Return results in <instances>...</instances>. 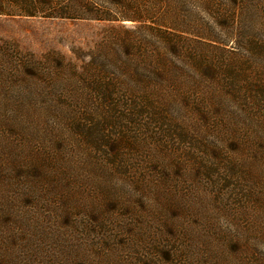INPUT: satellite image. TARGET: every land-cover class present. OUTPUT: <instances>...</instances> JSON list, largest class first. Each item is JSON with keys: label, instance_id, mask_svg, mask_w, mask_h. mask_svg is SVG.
<instances>
[{"label": "rangeland", "instance_id": "rangeland-1", "mask_svg": "<svg viewBox=\"0 0 264 264\" xmlns=\"http://www.w3.org/2000/svg\"><path fill=\"white\" fill-rule=\"evenodd\" d=\"M48 1L0 14V264H264V0L232 24L245 21L250 47L226 28L190 44L203 66L177 83L186 106L155 116L78 96L94 77H130L121 41L153 43L155 9L156 23L175 6L184 26L206 30L233 7ZM52 7L97 11L47 16ZM125 11L140 21L112 19Z\"/></svg>", "mask_w": 264, "mask_h": 264}, {"label": "trees", "instance_id": "trees-1", "mask_svg": "<svg viewBox=\"0 0 264 264\" xmlns=\"http://www.w3.org/2000/svg\"><path fill=\"white\" fill-rule=\"evenodd\" d=\"M221 1L231 5L233 9H225L224 14L220 12L219 15L221 16H219L218 21L206 30H204V27L191 30L187 28V26H184V20L180 18V15L175 11V6V8L173 7L171 10L166 9L163 11L159 16L160 22L156 23V17L158 16L154 14L157 13L158 9H155L154 12L149 14L153 15L152 18H148L152 19L153 21L151 23L155 25V30H153L151 34L153 36V43L146 40L135 41V39L132 40L126 37L121 41V55H125L127 62H123V65H120L121 69L119 72L122 75H128L130 77L125 81L118 82H104L94 77L90 84H85L84 86L87 92H84V90L81 91L78 97L81 100L85 99L92 103L97 101V108L102 105L105 111L113 108H120L123 111H135L142 115L150 116L167 113L166 111L172 104H182V107L186 106L187 100L180 97L179 94H176L177 90H179L177 83L184 82L183 76L186 77L184 69L185 67H191V62L194 60L199 69L203 66L202 61L198 58L199 56H195L193 50L189 52L192 42L197 44V42L206 41L207 44H210L208 43L209 41H215V35L218 32L217 28H219V30H221V28H226L227 39H229L230 42L234 41L236 43L237 41L239 43V46L236 43L237 47H240V44L242 45L244 39L247 41L249 47L252 43L256 42V38L242 32L245 21L241 25L238 24L239 26H236L239 20H242V12L250 10L252 5L251 0ZM43 3L44 0H0V14L35 15V13L40 12L39 7ZM46 3L53 4L52 1L49 2L48 0H46ZM206 3L212 4L214 0H207ZM49 9L47 16L59 17H71L72 15L74 17H82L89 12L93 14L97 11V9L93 7L88 9L89 12L85 10L86 12L83 13H76L67 8H63L61 10L62 12L59 13L55 11L54 7ZM147 11L148 10H143L144 13H147ZM136 13L138 12L125 11L122 12L118 18L112 19L134 22L140 21L139 19H141V16ZM235 22L236 24L232 25ZM188 23L191 22H185V25ZM227 23L231 24L229 25ZM132 47L136 49L135 53L131 52ZM187 48H189V50ZM245 60L249 62L251 68H254V65L251 64V60ZM241 61V59L235 61L237 69H242ZM57 63L62 62L59 60ZM204 63V65H207L205 61ZM114 66H116V64ZM213 66L215 67V64ZM237 74L249 77L250 72L241 71L239 73L237 70ZM234 80L237 81L239 79L236 78ZM248 81L252 83V80ZM259 83L260 82H258V84ZM258 86L262 101L264 100V82H261ZM168 90H171L175 97L172 94L166 95ZM88 111L90 110H85V113Z\"/></svg>", "mask_w": 264, "mask_h": 264}]
</instances>
